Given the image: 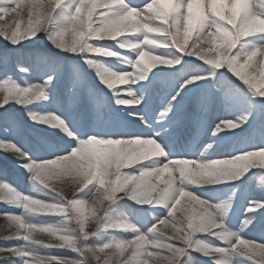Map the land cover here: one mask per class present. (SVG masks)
<instances>
[{
  "label": "snow or ice",
  "instance_id": "snow-or-ice-1",
  "mask_svg": "<svg viewBox=\"0 0 264 264\" xmlns=\"http://www.w3.org/2000/svg\"><path fill=\"white\" fill-rule=\"evenodd\" d=\"M10 13L16 22L0 26V38L14 47L43 38L55 51H34L30 67L20 66L18 51L0 54V202L22 209L4 213L16 225L8 238L22 243L0 247L2 264H264V243L244 238L260 227L264 240V0H0V20ZM14 69L29 78L18 83ZM88 73L99 88L88 86ZM157 89L163 98L153 107ZM36 102L55 111H35ZM214 102L231 118L217 117L212 137L246 133L223 159L194 147ZM29 121L40 126L32 147ZM185 122L196 132L178 144L175 129ZM9 154L47 199L9 181ZM63 176L74 177L71 198L53 183ZM218 188V202L206 198ZM41 215L60 220L32 222Z\"/></svg>",
  "mask_w": 264,
  "mask_h": 264
},
{
  "label": "rangeland",
  "instance_id": "rangeland-1",
  "mask_svg": "<svg viewBox=\"0 0 264 264\" xmlns=\"http://www.w3.org/2000/svg\"><path fill=\"white\" fill-rule=\"evenodd\" d=\"M134 3H140L141 0H132ZM19 11V10H18ZM19 19L22 21L21 26L23 27L24 24L27 22V13L26 11H22L20 14ZM16 22V16L15 14L10 13L9 16L5 17L3 20H0V26H4L6 24H12L14 26ZM43 36V34H41ZM67 40H71V36L66 37ZM103 43V42H101ZM107 43H113L111 41H108ZM207 45H205L206 47ZM51 49V51H55L54 48L49 44V42L46 39H41L37 43H29V42H23V46H11L7 41L3 40L0 38V54H3L5 51L8 52H19L21 55L19 57L20 59V66L21 67H30V65L33 63L34 58L32 57V53L36 50H39L41 52H48ZM17 57L13 55L12 61L13 64H15ZM73 61L70 60H65L63 63L65 65L72 63ZM28 63V64H27ZM125 70L131 71V68H125ZM258 74V69L256 70ZM9 75L12 76L14 80H16L18 83L23 84V81L28 79L29 77L26 76L25 73H22L19 71V69H14ZM170 78H178L179 73H169ZM67 78H68V72L67 68H65L64 75L61 80L60 84V89L59 91L62 94H66V85H67ZM4 77L0 75V80H3ZM88 86L92 88H99L100 86L97 85V82L95 80V77L91 74L88 73L86 76ZM34 83H39V80L33 79ZM122 87V86H118ZM67 88H70V85H67ZM125 98H126V94ZM163 98L162 92H160L158 89L154 90L153 93L150 95V104L153 107H156L160 104L161 99ZM86 106V100L82 98V102L80 105V110H83V108ZM33 110L35 111H43L45 108L49 110L55 111L53 106L51 105H46L42 102H36L33 106ZM65 108H67V104H65ZM2 111V110H0ZM57 114H60L57 112ZM217 117L220 118H231L229 113L226 111L225 106L223 104H220L218 102H214L209 110L208 114V125L206 129H204L199 137V142L196 144L194 147L196 148L197 151L204 152L206 155V158L209 159H223L228 152L233 149L234 147H237L238 144L240 143L241 138L246 134L244 132H241L240 129L235 130L238 135H233L232 133H222L221 137L222 139H216L215 137L211 136V128L210 125L217 120ZM184 125H187L190 128V138L195 134L196 128L195 126L190 123V122H185ZM180 130V127L176 128L175 131L178 132ZM40 131V126H37L33 128L31 126V122H27L26 125V136L27 139L30 141L29 146L32 147L31 141H33L34 136L36 133ZM175 137V136H174ZM23 139V138H22ZM177 142L179 141L180 143L178 144H184L187 142V139H180L178 137L175 138ZM213 139H216V143L213 145L212 149H206L205 146L209 143L213 142ZM188 140V141H189ZM193 159L195 157H192ZM4 159L0 157V166L4 165ZM6 172H7V178L9 181L13 183V185L21 192L24 194H29V195H35L39 199H47V197L42 194V193H36L32 183L26 176L25 172L19 168H16L14 164L11 161V154L8 155L7 157V162H6ZM125 171H128V169H124ZM53 183L58 187V189L62 190L66 196L71 198L72 193L74 191L75 185H74V177L73 176H63L58 180L53 181ZM193 191H201L199 189H193ZM241 191H243V187L241 188ZM222 189H214L207 191L205 193L206 198H210L213 200V202H218V200L224 195ZM88 204L85 206L86 215H90V213L87 211L88 208H90L92 204V198L87 197ZM183 203V201H182ZM131 205V202L128 201L126 204L122 205V210L128 206ZM237 205L239 207V200H237ZM4 213H10V214H21L22 209L16 206H11L8 205L6 202H0V247H10V246H15L18 243H22V241H19L15 237H10L12 233L16 231V225L13 224ZM32 222L37 223V224H56L59 222L60 217L58 216H52V215H41V216H34L31 218ZM239 219H243V217H240ZM75 222H73L70 227H75ZM233 230H236L238 228V222L234 220L233 222ZM160 227L164 228L165 231L169 232L171 234V228L166 227L164 225H160ZM96 229V223L93 219H89L88 224H87V230L88 231H95ZM110 235H115L119 237H125V238H130V236L125 233V232H110ZM261 235V228L256 227L254 229H251L250 231L245 233L244 238L245 239H257L258 242L264 243V240H260L259 237ZM36 239H40L43 241H49L50 237L46 233H36L35 234ZM209 239L212 243L214 244H220L221 242L213 240L212 238H207ZM52 243H58L56 240H52ZM222 246V245H221ZM41 254L43 255H57V256H72L74 255L67 249H60V248H43L41 249ZM195 255V254H194ZM197 259H206V258H201L197 256ZM2 264V262H0ZM92 264H95V261L92 262ZM114 264V262H113Z\"/></svg>",
  "mask_w": 264,
  "mask_h": 264
}]
</instances>
